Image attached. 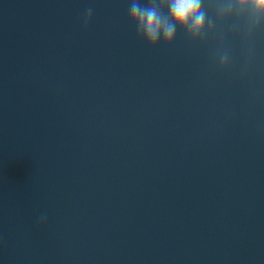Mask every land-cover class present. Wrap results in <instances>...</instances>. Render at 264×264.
Returning <instances> with one entry per match:
<instances>
[{
	"label": "water",
	"instance_id": "water-1",
	"mask_svg": "<svg viewBox=\"0 0 264 264\" xmlns=\"http://www.w3.org/2000/svg\"><path fill=\"white\" fill-rule=\"evenodd\" d=\"M131 2L0 0V264H264V15Z\"/></svg>",
	"mask_w": 264,
	"mask_h": 264
},
{
	"label": "clouds",
	"instance_id": "clouds-1",
	"mask_svg": "<svg viewBox=\"0 0 264 264\" xmlns=\"http://www.w3.org/2000/svg\"><path fill=\"white\" fill-rule=\"evenodd\" d=\"M168 8L167 16L162 15L156 0L141 5L132 0L129 5V19L135 25L137 35L155 45L161 38L170 41L177 27L190 29L192 34L203 30L206 14L203 10V0H160ZM243 9L251 7L257 15H264V0H233ZM91 19V9L86 15V22Z\"/></svg>",
	"mask_w": 264,
	"mask_h": 264
}]
</instances>
